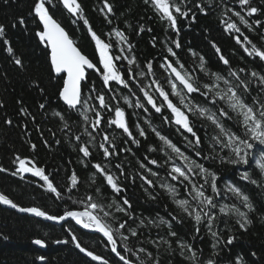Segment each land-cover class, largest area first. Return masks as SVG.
Segmentation results:
<instances>
[{
    "label": "trees",
    "instance_id": "16d2710c",
    "mask_svg": "<svg viewBox=\"0 0 264 264\" xmlns=\"http://www.w3.org/2000/svg\"><path fill=\"white\" fill-rule=\"evenodd\" d=\"M34 2L35 0L7 2L0 0V24L5 26V35L0 37V102H3V106L0 107V168L6 169L0 171V192L19 207H37L51 216H61L69 210L83 211L86 196L91 194L105 205V211L113 213L115 220L111 217L105 219L112 224L114 231L118 227L116 220H128V227L137 228L143 219L145 225L137 228L138 237H129L127 244L133 250L145 247L153 255L158 252L161 264H191L180 255L178 240L193 245L197 250L199 264H204L209 258H213L216 264H234L237 257L242 258L243 264H264V173L256 163L258 159H262V152L254 149L247 165H232L227 163V160L221 162L220 157H227L229 151L225 149L220 152L218 146L213 151L210 137L216 133L214 126L201 118L190 117L194 130L202 138L200 145L203 149L202 156L211 153L216 158L205 160L197 157L195 152L199 149L187 142L193 139L191 134L182 129L178 130L179 126L166 121L165 117H171L170 111L162 109V112H156L147 103L144 92L141 91L143 87L153 95L157 104H160L163 98L159 96L156 91L157 84L154 83L158 81L159 85L170 93V99L179 106V97L171 95L168 83L170 70L162 66L165 64V57L175 61L176 58L167 52V48L172 47L180 63L198 76L201 84L208 83L209 76L200 72L199 57L204 58L209 72H219L227 76L228 66L219 59V55L223 54L229 60L232 69L237 71L244 69L240 73L242 79H251L253 91L246 97L247 102L251 103V98L260 90L256 79L251 77V72L264 75V61L256 56H249L244 48L251 50L252 44H255L257 48L264 50V39L261 38L264 36V14L259 16L257 12L248 16L238 0H176L182 10L191 9L186 18L174 13L179 29L177 34L176 30L169 26V22L161 19L153 5L146 0H108L113 11L107 18L106 9L104 12L101 11L104 8V0H78L83 16L93 31L110 44L109 55L113 57L119 72L129 81V86L125 87L116 81H110L108 85L103 83V65L100 63L99 52L88 31V25L84 24L83 19L70 14L63 7L61 0H52L47 5L50 14L69 34L82 54L96 65L95 69L88 72L86 82L82 86L83 97H91L89 104L94 106V111H89L87 115L94 120L95 111L101 113V123L93 130L90 124H85L83 116L78 111L68 109L59 98L63 79L54 74L50 64L49 47L36 35L42 26L33 14ZM251 2L253 6L263 7L264 10V0ZM198 4L205 8L207 14L199 10ZM235 11L245 16L252 25L251 29L240 22L239 17L234 15ZM193 13L195 20L192 19ZM21 18L24 19V24L19 23ZM256 20L261 21V24H255ZM228 23H236L240 32L234 29L226 31ZM141 26L144 28L143 31H140ZM114 29L127 37L126 43L115 35ZM237 36L241 41L247 36L252 43L248 44L246 41L242 44L237 43ZM5 39L14 49V56L22 59L23 66L16 65L14 56L6 51L8 45L4 44ZM176 40H179L180 48L175 47L173 41ZM213 43L221 49L220 54L213 48ZM116 57L121 59L117 60ZM125 57L129 59L135 57V63L129 65ZM149 62L152 63L151 73L147 69ZM140 72L146 75L140 76ZM132 76L136 79L132 80ZM93 87L95 90L91 91ZM100 94L104 95L106 103L110 105L109 108L99 107L96 97ZM194 96L196 103L212 111L216 110L204 97L199 94ZM138 102L143 106L138 107ZM41 103L45 104V108L39 107ZM116 107L124 111L125 122L131 136L110 123L116 118ZM21 108L26 109L27 114L21 112ZM55 112L64 115L68 128L64 127L65 120L54 115ZM231 115L233 120L227 121V126L243 136V129L235 123L236 114ZM8 120L12 123H7ZM85 128L95 137L89 145L91 152L89 157H84L79 151V147L87 144L90 139L84 131ZM141 129L145 133L143 136L140 135ZM153 129L171 140L185 155L217 174V187L221 190V196L216 197L217 208L214 210L217 213V220L213 230L217 231L221 238L217 247H213L216 240L203 225L199 235L193 236L195 221L186 216L174 202L173 196L161 187L162 184L173 185L177 192L175 199H190L185 187L169 175L170 164L172 162L183 164V161L160 140ZM76 135L81 136L80 141L75 140ZM105 135L114 143V149L103 140ZM133 140L138 143H134ZM101 143L109 147V151L113 153L111 156L105 158L103 149L99 147ZM32 144L36 145L35 149L31 147ZM18 156L27 158L28 167L35 165L43 168L49 180L61 193L60 197L50 192L46 182L38 176H24L23 173L12 175L19 167L16 162ZM169 156L173 160L166 163ZM151 160L158 163L153 165L150 163ZM97 163L106 166L107 171L118 177L123 189L120 193H113L111 188L105 185L103 178L93 167ZM141 164L146 167H141ZM117 165H120V168H117ZM73 172L78 177L75 188L72 187L70 180ZM244 172L249 174L250 180L241 179ZM93 173H96L95 182L91 179ZM141 177H147L152 184H147ZM195 179L198 183H203L202 178ZM252 180L256 183H252ZM229 182L239 187L249 197L253 206L251 210L245 207L239 198L227 192L226 185ZM97 187L101 188L100 195L95 192ZM206 192L212 194L207 186ZM123 198L129 200L131 205L129 212L134 220L122 212H117L115 206L107 207L114 199L122 203ZM220 205H235L240 211L247 213V218L251 220L247 230L240 229L237 223L240 217L236 213L233 212L231 215L220 213ZM172 216H176L177 219L172 220ZM161 218L171 221V229L167 224L161 223ZM169 231L176 232V237H170ZM120 232L128 235L124 229ZM73 236L81 247L103 257L108 264H123L100 234L88 232L72 220L56 224L20 214L0 204V264H103L102 260H93L85 252H81L76 247V242L72 240ZM229 236L236 238L231 245H226L225 241ZM159 237L168 240L171 247L169 248V244L161 243L157 249L149 242ZM114 238L118 251L126 254L123 250L124 241L119 233H116ZM37 239L44 241L46 249L42 250L35 245L34 241ZM253 252L256 253L255 256L252 255ZM126 255L133 260L136 259L131 254ZM141 258H144L143 254Z\"/></svg>",
    "mask_w": 264,
    "mask_h": 264
},
{
    "label": "snow or ice",
    "instance_id": "6c2138e0",
    "mask_svg": "<svg viewBox=\"0 0 264 264\" xmlns=\"http://www.w3.org/2000/svg\"><path fill=\"white\" fill-rule=\"evenodd\" d=\"M5 2H7V0H5ZM51 2L52 0H35L33 4V13L35 17L38 18L39 23L42 24V29L37 31L36 35L39 37L41 42L50 48L51 69L63 79V87L59 91V98L64 101L68 109L78 111L80 115L83 116L85 124H90L91 128L95 130L101 123V113L100 111H95L94 120L90 119V117L87 115L89 111H94V106L89 104L91 97H83L81 81L86 78V68L95 69L96 65L93 64V62L86 55L82 54L80 49L69 37V34L65 31V29L56 19L53 18V15L50 14L49 7L47 5H49ZM146 2H150L153 5L156 12L160 14L161 19H166L169 22V26L176 30L177 34L179 33V29L177 28V16L174 15V13H178L180 16L186 18L189 15V12H191V9L182 10L181 6L176 3V0H146ZM61 3L70 14L79 19H83L84 24L88 25V31L91 34L92 39L95 41V45L100 56V63L103 65V83L108 85L110 81H116L119 84L128 87L129 81L126 80L124 75L119 72V70L116 68L113 57L109 55V49L111 47L110 44L102 40L101 37L97 35L95 31H93L88 20L83 16V11L78 0H61ZM238 3L246 10L248 16H252L253 14L261 11L260 8L252 5L251 0H238ZM197 7L202 13L207 14L203 6L198 4ZM105 9V16L107 18V15L113 11L112 5L108 3V0H104V8H102L101 11L104 12ZM31 14L32 13H30V15ZM234 15L239 17L240 22L246 27L249 29L252 28V25L249 24L248 20L245 19V16L241 15L239 11H235ZM195 18V13H193L192 19L195 20ZM73 22H75V20ZM19 23L24 24V19L21 18ZM109 23H111L110 20ZM255 24L259 25L261 24V21L256 20ZM233 29L236 32H240V29L237 27L236 23H228L225 30L228 31ZM143 30L144 28L141 26L140 31ZM113 31L121 41L125 43L127 42V37L121 31L115 29ZM149 31H151V29H149ZM4 35L5 26L0 24V37H4ZM261 38L264 39V36ZM236 40L237 43L241 44L244 41H246L248 44L252 43L247 36H244L243 41H241L240 37L237 36ZM173 43L175 44L176 48L181 47L179 40L173 41ZM4 44L8 45L6 51L14 56V49L9 44V41L5 39ZM212 46L215 48V51L218 54L221 53V49L217 47L215 43H213ZM128 47L129 50H131L130 44ZM244 51L249 56H256L261 61H264V50L257 48L255 44H252L251 50L245 47ZM167 52L171 57H175L176 59L175 61H172L169 60L168 57H165V64L162 66L165 67L166 70H170V78L168 83L171 87V95L179 97V106L174 103L172 99H170V93L166 91L163 86H160L158 81H154V83L157 84L156 91L159 93V96L163 98V101L160 104H157L156 100L153 98V95L149 94V92L142 87L141 91L144 92L147 103L150 104L158 113L162 112V109H167L170 111L171 117H165V120L179 126L178 130L182 129L185 132L191 134L193 137L192 140H187V137H185V139L190 146L199 149L195 152L197 157H202L205 160L216 158L211 153L202 156L203 149L200 148V145L202 144V138L197 135V131L194 130V124L190 117L201 118L210 122L211 125L214 126L216 133L214 136L210 137L213 151H215V147L217 146L219 147L220 152H223L225 149L229 151V155L227 157H220L221 162L227 160V163L232 165H247L249 164V157L251 156L252 151L256 149L262 152V159H258L256 163L261 169L262 173H264V75H261L255 71L251 72V77L256 79L260 90L256 96L251 98V103H249L247 102L246 97L250 96L251 92L253 91L251 79H242L240 77V73L243 72L244 69H239L238 71L232 69L229 60L225 58L223 54L219 55V59L224 65L228 66L227 76L222 75L219 72H209L206 68L204 58L202 56L199 57L200 72L209 76V82L201 84L200 78L193 72L187 70L185 66L180 63L179 57L172 47H168ZM193 55H196V53H193ZM115 59L118 60L121 59V57H116ZM125 59H128L129 65L135 63V57L130 59L125 57ZM14 62L16 65L23 66V61L21 58L14 56ZM147 69L149 73H151V62L147 64ZM97 71L100 70L97 69ZM129 73H131V68L129 69ZM139 75L145 76L146 73L140 72ZM131 79L135 80L136 78L135 76H132ZM94 90L95 89L93 87L91 91ZM41 91L43 92V89H41ZM194 94H199L200 96L204 97L205 101L210 103L216 110L212 111L210 108L196 103ZM96 99L99 101V107L101 109H107L110 107V105L106 103L103 94L98 95ZM2 106L3 102H0V107ZM137 106L142 107L143 105L138 102ZM39 107L43 109L45 108V104L41 103ZM21 112L26 113V109L21 108ZM231 113L236 114L235 123L243 129V136L238 134V131H233L232 127L227 126L226 122L233 120ZM54 115L59 116L62 120H65L64 115L60 112H55ZM115 117L116 118L110 121V123L117 125L119 128L123 129L125 133H128V135L131 136V132H129L125 122L124 111L121 108H115ZM6 122L9 124L12 123L11 120ZM64 127H69L66 120ZM84 131L90 137V139L87 144H82L79 147V151L83 153L84 157H89L91 155L89 145L92 144V142L95 140V137L91 132H88L87 128H85ZM153 131L160 138V140L163 141L164 144L167 145V147L170 148L181 161H183V164L172 162L170 164L169 175L173 180L178 181L182 186L185 187L190 199H175L177 192L173 185L162 184L161 187L165 188L173 196L174 202L178 205L182 212L195 221L193 236L196 237L199 235L201 232V226L203 225L216 240V244H214L213 247H217L221 239L219 233L213 230L217 220V213L214 211L217 208L216 197L221 196V190L217 187V174L214 171L206 168L204 164L193 160L188 155H185V153L182 152L181 149L173 144L172 141L167 137L162 136L155 129H153ZM140 135H145L142 129L140 131ZM75 140L80 141L81 136L76 135ZM103 140L110 144L113 149L115 148L114 143L109 140L107 135L103 137ZM133 142L138 143V141L135 140H133ZM46 143L47 141H45V144ZM31 147L35 149L36 145L32 144ZM99 147L103 149L105 158L113 154L109 151V147L105 146V143H101ZM127 150L130 151V149ZM172 160L173 158L169 156L166 163ZM16 162H18L19 167L16 172L12 173V175H17L24 172H32L35 176L40 177L46 182L47 189L50 192L55 193L57 197H60L61 193L53 185L52 181L49 180V177L45 174V170L43 168L36 167L35 165L28 167L27 164L29 161L27 158H20L19 156L16 158ZM150 163L155 165L158 162L156 160H151ZM93 167L96 169V173H99L103 178L105 185L110 187L113 193H120L123 190L119 184L118 177H115L113 174L107 171L106 166L97 163L94 164ZM141 167L146 166L141 164ZM117 168H120V165H117ZM0 171H6V169L0 168ZM149 171H151V169H149ZM96 173H93L91 177L93 182H95ZM152 175H156V173H152ZM196 177L202 178L203 183H198L195 179ZM141 178L145 180L147 184H152V181L147 179V177ZM241 179L250 180L251 178L247 172H244L241 175ZM70 180L72 187L75 188L78 184V177L75 172H73ZM251 182L256 183L254 180ZM206 186L211 189L212 194H207ZM226 190L227 192L232 193L234 196L239 198L241 203H243L244 206L249 210L252 209L253 206L249 200V197L244 194L239 187L229 182L226 185ZM95 192L97 195H100L101 188L97 187ZM81 202L83 203L84 201ZM0 203L10 205L13 208H19V211L21 212L33 213L36 216L45 217L49 220L59 221L64 220L66 217H71L84 228L94 229L95 231L102 233L103 236L107 238V241L111 243V251L115 253V255L120 261L123 262V264H149V262L150 264H161L158 252L156 255H153V253L145 247H138L137 249L133 250L127 244L129 237H138L139 233L137 228L144 226L145 221L141 219L139 225H137V228H131L128 227V220H116L118 227L114 231L112 224L105 219L111 217L115 220L116 218L114 217L113 213L110 211H105V205L100 203L91 194L86 196V206L83 211L69 210L61 216H51L47 212L37 207H19L18 204L14 203L3 193H0ZM114 206L117 212H122L128 216L129 219L134 220V218L131 216V213L129 212L131 205L127 198H123L122 203L114 199L112 204L107 205L108 208H112ZM219 212L225 215H231L233 212L236 213L240 217V219L237 221L240 229L247 230L248 225L251 223V220L247 218V213L240 211L235 205H220ZM100 213H102V215H100ZM176 219V216H172V220ZM149 223H152V221H149ZM161 223L167 224L169 229L172 227L171 221L163 220V218H161ZM121 229H124L128 235H125V232H120ZM116 233H119L120 238L124 241V253L135 256V260L129 258L128 255L122 254L121 251L117 250V243L116 239L114 238ZM168 235L170 237H176L177 233L174 231H169ZM235 238V236H229L225 241V244L231 245ZM72 240L76 241V237L73 236ZM63 242L66 243L67 241ZM149 242L157 249H159L161 243L169 244V248L171 247L170 242L165 240L164 237H159L158 239L150 240ZM34 243L43 245L44 241L37 239L34 241ZM57 243H61V241H57ZM177 245L180 249L181 256H184L186 260L191 262V264H199L197 250L192 244H189L183 240H178ZM76 247L79 248L81 252H85L86 255L91 257L93 260H102L103 264H108V261L103 260V257L97 256L93 252L81 247L79 242H76ZM141 254L144 256L143 259L141 258ZM252 255L255 256L256 253L253 252ZM40 259L44 258L40 257ZM204 264H216V261L213 258H209L206 262H204ZM234 264H243L242 258L237 257Z\"/></svg>",
    "mask_w": 264,
    "mask_h": 264
},
{
    "label": "water",
    "instance_id": "95a60500",
    "mask_svg": "<svg viewBox=\"0 0 264 264\" xmlns=\"http://www.w3.org/2000/svg\"><path fill=\"white\" fill-rule=\"evenodd\" d=\"M49 49H50V48H49ZM50 51H51V50H50ZM91 70H92V69H87V68H86V70H85V76H86V77H87V72H89V71H91ZM62 75H65V74H62ZM85 81H86V78H85L84 80L81 81V89H82V84L85 83ZM62 101H63V100H62ZM63 102H64V101H63ZM0 204L3 205L4 207L11 208V209L15 210L16 212H18V213H20V214H26V215L33 216V217H36V218H38V219H41V220H44V221H48V222H52V223H56V224H63V223H65V222L68 221V220H72L73 222H75V223H76L79 227H81L82 229H84V230H86V231H88V232L98 233V234H100V235H101V236L107 241V238L104 237L102 233H99V232L95 231L94 229H86V228H84L81 224H78V223L76 222V220L73 219V218H71V217H66L64 220H59V221L49 220V219H47V218H45V217L36 216V215L33 214V213L21 212V211H19V208H13V207H11L10 205H5V204H3V203H0ZM107 242H108V241H107ZM108 244H109V246H110V248H111V243L108 242ZM37 245H38V244H37ZM38 246H40L42 249H45L44 244H43V245H38ZM117 250H118V246H117ZM114 254H115V253H114Z\"/></svg>",
    "mask_w": 264,
    "mask_h": 264
},
{
    "label": "bare ground",
    "instance_id": "6f19581e",
    "mask_svg": "<svg viewBox=\"0 0 264 264\" xmlns=\"http://www.w3.org/2000/svg\"><path fill=\"white\" fill-rule=\"evenodd\" d=\"M261 9V11L259 12V16H262L263 14H264V10H263V7H261L260 8ZM34 14V13H33ZM35 16V15H34ZM37 18V17H36ZM37 20H38V18H37ZM41 26H42V24H41ZM54 72V71H53ZM54 74L56 75V76H58L55 72H54ZM1 193V192H0Z\"/></svg>",
    "mask_w": 264,
    "mask_h": 264
}]
</instances>
